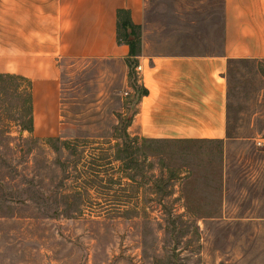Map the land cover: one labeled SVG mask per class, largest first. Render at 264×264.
Masks as SVG:
<instances>
[{"label":"rangeland","instance_id":"1","mask_svg":"<svg viewBox=\"0 0 264 264\" xmlns=\"http://www.w3.org/2000/svg\"><path fill=\"white\" fill-rule=\"evenodd\" d=\"M223 0H145L148 54L222 52ZM136 65L61 61L56 136L0 78V264H264V60H230L222 140L126 138Z\"/></svg>","mask_w":264,"mask_h":264},{"label":"crops","instance_id":"2","mask_svg":"<svg viewBox=\"0 0 264 264\" xmlns=\"http://www.w3.org/2000/svg\"><path fill=\"white\" fill-rule=\"evenodd\" d=\"M144 22L145 0H0V74L31 82L32 126L40 138L57 135L61 118V61H127L118 42L117 12ZM222 52L152 55L141 45L140 94L127 127L145 139L222 140L227 136L230 60H264V0H223ZM127 64V63H126Z\"/></svg>","mask_w":264,"mask_h":264},{"label":"trees","instance_id":"3","mask_svg":"<svg viewBox=\"0 0 264 264\" xmlns=\"http://www.w3.org/2000/svg\"><path fill=\"white\" fill-rule=\"evenodd\" d=\"M140 28H141L140 25H136L132 22L129 11L122 9L117 12L118 42L125 43L129 47V57L126 61L128 67L132 65H136L138 63L137 57L141 53V39L139 35ZM3 77L14 78L20 81L27 82L28 90H29L27 103H28V108L30 111V125L28 127V131L32 132L33 126H32V117H31V112H32L31 82L22 76H18L14 74H0V78H3ZM142 94H147V90L142 89ZM130 122L131 120L129 121V124ZM125 135H126V138H129L131 136L128 132ZM48 139L58 140L59 138L58 137H48Z\"/></svg>","mask_w":264,"mask_h":264},{"label":"built area","instance_id":"4","mask_svg":"<svg viewBox=\"0 0 264 264\" xmlns=\"http://www.w3.org/2000/svg\"><path fill=\"white\" fill-rule=\"evenodd\" d=\"M136 71L137 72H140L141 71V66L140 65L136 66Z\"/></svg>","mask_w":264,"mask_h":264}]
</instances>
